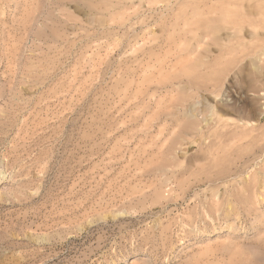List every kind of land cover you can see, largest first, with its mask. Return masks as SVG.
Returning <instances> with one entry per match:
<instances>
[{
	"label": "rangeland",
	"instance_id": "obj_1",
	"mask_svg": "<svg viewBox=\"0 0 264 264\" xmlns=\"http://www.w3.org/2000/svg\"><path fill=\"white\" fill-rule=\"evenodd\" d=\"M0 264H264V0H0Z\"/></svg>",
	"mask_w": 264,
	"mask_h": 264
}]
</instances>
